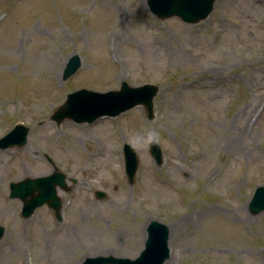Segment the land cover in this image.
<instances>
[{
	"label": "rangeland",
	"instance_id": "rangeland-1",
	"mask_svg": "<svg viewBox=\"0 0 264 264\" xmlns=\"http://www.w3.org/2000/svg\"><path fill=\"white\" fill-rule=\"evenodd\" d=\"M73 54L80 66L62 79ZM123 80L158 85L153 119L142 105L91 123L50 118L67 92ZM17 122L26 143L0 148V264L133 258L150 219L169 226L163 264H264V210L248 209L264 184V0H215L195 23L161 20L146 0H0V137ZM148 128L162 163L136 152L129 183L122 144ZM47 156L77 178L57 189L60 223L46 204L25 217L9 197V181L54 170Z\"/></svg>",
	"mask_w": 264,
	"mask_h": 264
},
{
	"label": "water",
	"instance_id": "water-1",
	"mask_svg": "<svg viewBox=\"0 0 264 264\" xmlns=\"http://www.w3.org/2000/svg\"><path fill=\"white\" fill-rule=\"evenodd\" d=\"M215 0H147L150 11L161 20L177 16L188 23H195L204 19L212 10ZM80 66L78 54L71 55L62 71V79L72 75ZM158 91V86L152 83H143L137 86L129 85L125 80L121 81L119 88L97 91L87 88H79L68 92L64 101L55 109L50 118L59 124L64 118H71L76 122H91L102 115H117L135 105L142 104L147 110V118L152 119L153 97ZM28 126L16 123L13 128L0 138V148L18 146L21 147L27 140ZM150 154L156 164L162 162L160 145H153ZM124 170L129 183H132L136 172L138 159L136 152L128 143L123 144ZM75 180V179H73ZM56 185L67 189L64 174L55 170L38 177H26L9 184L10 196L22 200V214L29 215L35 207L47 203L54 209V214L59 216L60 199L56 195ZM96 197H103L101 190L94 192ZM252 213L264 210V184L256 186L248 203ZM4 228L0 226V237ZM146 238L143 248L134 258L97 255L86 257L81 264H163L169 256L168 235L169 226L156 219H151L146 226Z\"/></svg>",
	"mask_w": 264,
	"mask_h": 264
},
{
	"label": "clouds",
	"instance_id": "clouds-1",
	"mask_svg": "<svg viewBox=\"0 0 264 264\" xmlns=\"http://www.w3.org/2000/svg\"><path fill=\"white\" fill-rule=\"evenodd\" d=\"M128 143L135 152L150 150L153 145L160 143V134L155 128H148L143 132H132L128 137Z\"/></svg>",
	"mask_w": 264,
	"mask_h": 264
},
{
	"label": "bare ground",
	"instance_id": "bare-ground-1",
	"mask_svg": "<svg viewBox=\"0 0 264 264\" xmlns=\"http://www.w3.org/2000/svg\"><path fill=\"white\" fill-rule=\"evenodd\" d=\"M41 56V54L39 55V54H37V55H35V65L39 68L40 66H42V64H43V62H44V60H43V57H40ZM63 62H62V64H61V68H62V66H63ZM45 75V77H47V79H50V77H51V74H44ZM252 105V101H249L247 104H245L244 106H242V108H240V110L237 112V116H245V115H247V114H249L250 112H251V106ZM75 125H78V123H75ZM210 211H214L213 209H211ZM209 211V213L210 214H212L213 215V213H215V212H210ZM109 250L108 249H106V250H101L100 252H102V254L103 253H107Z\"/></svg>",
	"mask_w": 264,
	"mask_h": 264
},
{
	"label": "flooded vegetation",
	"instance_id": "flooded-vegetation-1",
	"mask_svg": "<svg viewBox=\"0 0 264 264\" xmlns=\"http://www.w3.org/2000/svg\"><path fill=\"white\" fill-rule=\"evenodd\" d=\"M68 179H67V181H70V179H69V177H67ZM76 183V182H75Z\"/></svg>",
	"mask_w": 264,
	"mask_h": 264
}]
</instances>
